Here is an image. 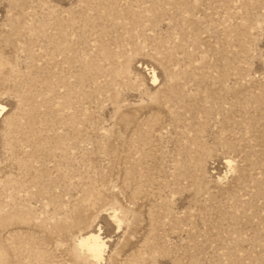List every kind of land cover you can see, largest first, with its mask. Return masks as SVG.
I'll return each instance as SVG.
<instances>
[{"label":"rangeland","instance_id":"obj_1","mask_svg":"<svg viewBox=\"0 0 264 264\" xmlns=\"http://www.w3.org/2000/svg\"><path fill=\"white\" fill-rule=\"evenodd\" d=\"M0 106V264H264V0H0Z\"/></svg>","mask_w":264,"mask_h":264},{"label":"bare ground","instance_id":"obj_2","mask_svg":"<svg viewBox=\"0 0 264 264\" xmlns=\"http://www.w3.org/2000/svg\"><path fill=\"white\" fill-rule=\"evenodd\" d=\"M154 79H157V76H154ZM5 110L4 106H0V117L1 113ZM82 246L87 247L90 252L95 256H101L102 255V243L99 240V237L91 234L81 241Z\"/></svg>","mask_w":264,"mask_h":264}]
</instances>
